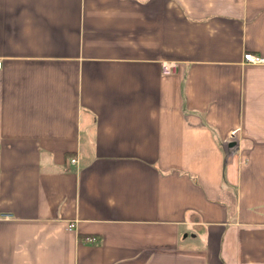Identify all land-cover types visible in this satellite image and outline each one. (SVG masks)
<instances>
[{
	"label": "crops",
	"instance_id": "0c3cea01",
	"mask_svg": "<svg viewBox=\"0 0 264 264\" xmlns=\"http://www.w3.org/2000/svg\"><path fill=\"white\" fill-rule=\"evenodd\" d=\"M246 53L264 0H0V264H264Z\"/></svg>",
	"mask_w": 264,
	"mask_h": 264
},
{
	"label": "built area",
	"instance_id": "2783aa9c",
	"mask_svg": "<svg viewBox=\"0 0 264 264\" xmlns=\"http://www.w3.org/2000/svg\"><path fill=\"white\" fill-rule=\"evenodd\" d=\"M244 60L250 63H264V58L255 55V54H251V53H246L244 54ZM174 67V63H164V71L165 72H170L169 70H171V68ZM240 128H235L233 130H231L228 134V138H227V142L229 143H233L236 142L237 140V134L239 132ZM71 162L75 163L76 160L75 159H71Z\"/></svg>",
	"mask_w": 264,
	"mask_h": 264
},
{
	"label": "water",
	"instance_id": "95a60500",
	"mask_svg": "<svg viewBox=\"0 0 264 264\" xmlns=\"http://www.w3.org/2000/svg\"><path fill=\"white\" fill-rule=\"evenodd\" d=\"M233 145H234V143H231V144H230V146H233Z\"/></svg>",
	"mask_w": 264,
	"mask_h": 264
}]
</instances>
